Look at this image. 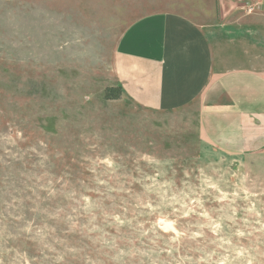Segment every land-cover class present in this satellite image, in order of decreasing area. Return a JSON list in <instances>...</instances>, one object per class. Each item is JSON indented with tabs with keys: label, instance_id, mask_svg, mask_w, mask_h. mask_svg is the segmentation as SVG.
<instances>
[{
	"label": "rangeland",
	"instance_id": "rangeland-1",
	"mask_svg": "<svg viewBox=\"0 0 264 264\" xmlns=\"http://www.w3.org/2000/svg\"><path fill=\"white\" fill-rule=\"evenodd\" d=\"M220 2L0 0V264H115L101 238L148 251L158 235L180 248L162 254L175 260L204 239L182 231L239 248L235 264H264V145L229 150L205 137L196 107L145 109L114 77L135 19L220 21ZM224 5L235 21L264 10Z\"/></svg>",
	"mask_w": 264,
	"mask_h": 264
},
{
	"label": "crops",
	"instance_id": "crops-1",
	"mask_svg": "<svg viewBox=\"0 0 264 264\" xmlns=\"http://www.w3.org/2000/svg\"><path fill=\"white\" fill-rule=\"evenodd\" d=\"M224 3L220 21L178 11L135 19L117 42L114 77L138 106L196 107L207 139L249 151L264 145V10L235 21Z\"/></svg>",
	"mask_w": 264,
	"mask_h": 264
},
{
	"label": "clouds",
	"instance_id": "clouds-1",
	"mask_svg": "<svg viewBox=\"0 0 264 264\" xmlns=\"http://www.w3.org/2000/svg\"><path fill=\"white\" fill-rule=\"evenodd\" d=\"M159 209L167 211V206L161 203L158 206V210ZM197 227L203 229L207 227V225L201 224L197 225ZM46 236L47 232H42L38 239L43 247L49 248L50 245L45 242ZM181 236L187 237L189 240H197L198 237H204V239L199 240L194 246H188L186 254L175 260H165L162 254L170 251L179 252L180 248L169 243L165 237L161 235H158L155 239H153L152 243L156 246L150 248L148 251L136 248L135 246L118 248L115 240L104 241L103 238H101L99 242L102 249H108L109 259L114 261L115 264H235L238 256L233 253H238L239 257H243L245 255V253L240 251L239 248H229L226 249L224 253L220 252L218 249L223 246L218 245L217 247H212V245L217 244V241L215 239L205 237L203 231L193 234L182 231ZM157 241H163L168 246L162 248L159 246ZM226 243H230V241L226 240ZM52 250L55 251V249ZM113 252L114 254H112ZM187 253L191 254L189 255ZM144 256H152L153 258L151 260H145L143 259Z\"/></svg>",
	"mask_w": 264,
	"mask_h": 264
}]
</instances>
